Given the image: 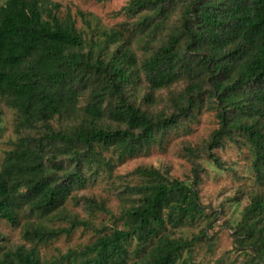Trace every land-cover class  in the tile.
Here are the masks:
<instances>
[{
	"label": "trees",
	"instance_id": "obj_1",
	"mask_svg": "<svg viewBox=\"0 0 264 264\" xmlns=\"http://www.w3.org/2000/svg\"><path fill=\"white\" fill-rule=\"evenodd\" d=\"M179 3V24L139 68L129 46L135 29L87 40L72 14L61 18L60 5L51 0H6L0 6V124L2 104L17 112L15 147L0 160V219L20 227L22 210L23 236L35 244L4 252L0 264H42L37 245L89 226L68 216L70 226L55 229L29 218H65L61 207L85 182L84 168L104 162L103 151H116L120 160L134 157L204 107L219 121L205 149L216 166L225 169L214 150L237 136L253 155L257 189L234 237L238 249L248 250L241 264H264V0H132L125 10L133 17L148 12L142 27L156 40ZM140 73L150 90L143 99L148 104L153 92L185 83L174 97V114L155 115L132 102L127 92ZM186 151L199 155L191 147ZM60 158L74 167L63 168ZM134 173L141 183L121 191L131 202L118 215L85 202L91 214H110L112 224L97 230L92 244L61 256L65 264H193L196 246L212 250L211 217L219 213L207 214L201 201L200 166L192 168L190 181L153 167ZM204 219L208 225L199 234L176 236Z\"/></svg>",
	"mask_w": 264,
	"mask_h": 264
},
{
	"label": "rangeland",
	"instance_id": "obj_2",
	"mask_svg": "<svg viewBox=\"0 0 264 264\" xmlns=\"http://www.w3.org/2000/svg\"><path fill=\"white\" fill-rule=\"evenodd\" d=\"M5 1L0 0V6ZM131 1L51 0L60 5L58 14L61 18L68 12L72 14L77 28L83 32L87 40L93 35H96L95 40H103L102 32L111 30L120 31L126 36L125 29L129 31L135 29L138 36L133 38L129 46L137 61L135 68H139L144 60L149 58L162 44L168 34L167 30L179 24L183 9L182 4L179 3L176 12L171 14L165 27L157 33L156 40H151L147 35L149 31L145 32L142 27L143 17L149 15L148 12L143 11L134 17L129 15L125 8ZM85 21H89L91 27H88ZM96 27L100 32L94 30ZM140 28L141 31H139ZM117 47H112L111 51L117 50ZM88 50L87 48L86 51ZM185 88V83L181 82L169 89L155 91L152 93L153 103L148 104L143 99L150 94V90L147 89L144 75L140 73L136 86L130 87L127 93L133 95L132 102L143 110L169 117L176 112L174 97ZM81 102L80 106H83L84 98H81ZM1 110L3 117L0 124V160H4L7 152L15 147L17 141L15 133L17 112L4 104ZM55 126L59 128L60 125L56 123ZM218 128L219 121L216 112L204 107L201 110H195L193 117L186 120L181 119L177 127L167 132L162 143H154L134 157L120 160L116 151H103L104 162L99 167L94 165V169L84 168L85 182L72 191L66 204L61 207L65 218L63 215L43 218L31 216L29 218L31 222L39 221L55 229L68 228L70 226L68 216L89 224L87 227H77L71 234H62L47 243L37 245L36 250L40 254L42 264H65L61 256H67L72 250L79 251L92 244L96 239L97 230H100L102 226L112 224L108 213L95 211L91 214L85 205L86 201L93 200L103 204L112 214L118 215L122 208L129 206L131 202L130 199L121 195V191L141 183L139 176L134 173L137 168L153 167L168 174L170 178L190 181L191 171L195 165L201 168L202 180L199 189L202 203L209 208L207 214L216 211L219 215L211 217L215 220L213 230L209 231V235L214 238L212 250H208L205 244L196 246L191 254L192 263L241 264L244 262L248 258L246 255L248 250L236 247L234 234L244 208L249 205L251 196L257 189L255 173L252 169L253 155L244 140L237 136V142L226 140L223 146L214 150L216 156L224 163L225 169L216 166L208 158L205 149L212 133ZM187 147L198 150L199 155L196 158L189 156L186 151ZM105 162H108L109 166ZM60 165L63 168L74 167L66 159L61 160ZM63 174L64 172L60 173L61 180H64ZM20 214L22 216L20 227H13L0 219V258L4 252L15 250L20 246L35 247L33 242L25 240L23 236V225L27 219L22 210ZM207 225L204 219L197 227L179 229L176 236L191 238L199 234Z\"/></svg>",
	"mask_w": 264,
	"mask_h": 264
}]
</instances>
